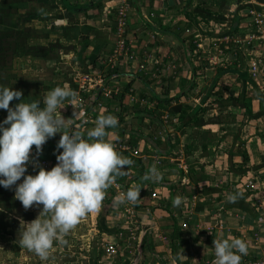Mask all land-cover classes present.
Segmentation results:
<instances>
[{"label":"crops","instance_id":"obj_1","mask_svg":"<svg viewBox=\"0 0 264 264\" xmlns=\"http://www.w3.org/2000/svg\"><path fill=\"white\" fill-rule=\"evenodd\" d=\"M123 1L0 0V84L15 82L9 72H20L19 63L26 74L21 83L33 75L35 84L49 92L67 81L79 98V85L63 74L81 73V61L110 52ZM250 11L264 16V0H132V46L138 57L160 64L148 63L146 71L136 72L122 62L119 77L110 76L104 85L112 96L98 100L105 109L92 114L76 100L71 107L76 112L70 111L74 117L86 112L95 118L123 117L106 130L105 139L113 145L131 141L138 150L117 149L133 164L125 166L88 215L90 264H214L213 241L225 238L247 243L240 264L264 258V35L253 37ZM51 35L56 39L50 42L62 45L53 46L55 56L45 58L36 50L44 53ZM227 44L236 52H224ZM35 89L39 99L40 87ZM156 110L160 119L154 117ZM94 127L87 126L86 136ZM58 154L52 145L40 157L57 162ZM153 165L158 181L144 178ZM255 170L260 188L245 189L248 180L255 182L249 176ZM123 185L141 190L136 220L124 216L123 204H114ZM110 244L117 253L108 252Z\"/></svg>","mask_w":264,"mask_h":264},{"label":"clouds","instance_id":"obj_2","mask_svg":"<svg viewBox=\"0 0 264 264\" xmlns=\"http://www.w3.org/2000/svg\"><path fill=\"white\" fill-rule=\"evenodd\" d=\"M22 96L20 90L0 86V109L7 111L0 122V186L11 189L15 185L14 198L26 210L43 206L36 219L20 220L19 233L21 245L46 260L54 241L67 243L64 237L82 217L99 208L105 190L133 161L105 139L106 130L118 125V118L112 114L98 116L95 127L87 131L88 139L78 131H61L68 127V119L59 110L66 100L76 98L67 81L47 92L42 102L25 103ZM14 99L20 102L10 107ZM57 133L61 134L57 150H63L56 155L57 164L50 170L39 167L36 175H26L33 146L40 154L42 146ZM144 178L158 181L157 167H150ZM140 191L130 188L116 197L114 204L134 203ZM235 199L229 197L230 201ZM173 203L178 206L181 198H175ZM212 248L214 264H240L248 251L247 243L240 238L214 239Z\"/></svg>","mask_w":264,"mask_h":264},{"label":"rangeland","instance_id":"obj_3","mask_svg":"<svg viewBox=\"0 0 264 264\" xmlns=\"http://www.w3.org/2000/svg\"><path fill=\"white\" fill-rule=\"evenodd\" d=\"M86 6V5H84ZM131 6V4H130ZM87 7V6H86ZM78 8H80L78 6ZM130 12V10H129ZM252 16V22L255 24V30L253 32V37H255V35L257 34H263L264 35V16H262L261 14H258V12L256 13V11H250L249 13ZM129 18V16H128ZM256 18L261 19L262 23L258 24L256 22ZM116 22V21H114ZM115 23H113V27L115 26L116 29V25H114ZM49 27V26H47ZM63 33H66V30L63 29ZM133 31V29L130 28V24L128 26V40L131 42L130 38H129V34L130 32ZM66 35V34H63ZM148 39L151 38L149 35L147 36ZM49 41H45L46 43V47H45V52H41L36 50L37 54L43 56V57H53L55 56V54H53L51 52V48L55 45H62V44H58L56 42H50L56 39L55 35H51V37ZM62 38V35L60 36V39ZM65 36L62 38V40L64 42L68 41L66 39H64ZM262 40H264L263 37H261ZM259 39V37H258ZM234 40V39H233ZM232 40V41H233ZM236 42H240V39H236ZM115 42V41H114ZM229 42H231L229 40ZM248 45H252V40H248L246 41ZM69 43V42H68ZM69 45V44H68ZM114 46V43L112 45V48ZM148 46H151L150 44H148ZM42 47V46H41ZM36 48V49H37ZM111 48V49H112ZM236 48V46H235ZM233 47H231L230 45H226V47H223L224 52L225 51H232L233 53L236 52V49ZM149 49V48H148ZM132 54L134 55H139L138 51L136 52V49H134V47L132 46ZM109 55V52H105L104 55H102L101 57L97 56L94 59H91L89 61V58H86L85 60H88L87 62H83L82 66L80 65V67L82 68V72L73 75V73L71 74L72 76H70V72H64L65 74H63V76H65L66 74V79L67 80H71V82L74 83V85H79V89L81 91V85H80V80L77 78V75L80 76H84V74H88V75H94V77L98 78L100 81V85L97 86V88L95 90H92L91 94H86L85 96L82 94V92H80L79 98H75V100L69 99L66 100L62 109H60V113L61 115L65 118L68 119L67 123H68V127L65 129H62L61 131L64 132H69L70 128L74 126H78L79 124H82V126L84 127L85 131L88 125H90L91 123H96L97 118L95 117H91L89 114L84 113L82 116H71V112L75 113L76 111L72 110L71 107H73L75 105V101L78 100V102H80V104L83 102H81L82 99L85 98L86 100V104H87V110L90 111V113H96L95 111H97L98 109H105L104 107H101L103 105H101L102 102L98 103V100L100 101V96H103L104 98H109L112 96L113 91L111 90H103V87L106 83V81L108 80V78L110 76L109 79H114L115 77H119L120 75V69L119 70H115L113 73L109 72L108 67L106 68L105 66H108V63L106 62V57ZM143 57H147L146 55H144ZM95 60V61H94ZM123 61L120 62L121 63H126V59H122ZM146 60V61H144ZM154 60L152 58H144L142 59L141 57H138V61L134 60V61H130L131 64L134 66V68L132 67L133 71L135 70L136 72H142L139 71V66L144 64L146 62V64H151V61ZM98 61L97 63H95V68H94V62ZM137 61V63H136ZM150 61V62H149ZM106 62V63H105ZM129 62V63H130ZM87 63V64H86ZM140 64V65H139ZM89 65V66H87ZM125 65V64H124ZM19 63H16V70H20V72H9L10 75V79H12V77L14 76L15 78V82H11L9 84H0V86H7V87H11L13 90H20L23 93V96L21 99H23V102L25 103H30L33 101H41V96H44L47 94V90L44 89L45 85L44 84H35L37 83L36 79L34 78V76L32 75L31 78L28 81V79H26L28 82L26 83H21L20 81L22 80V76L24 77L26 74H23V70L24 68L21 66L20 68L18 67ZM137 66V68H136ZM131 68H129L127 71H129V73H131ZM80 72V71H79ZM105 72V73H103ZM32 74H34L31 71ZM101 73H103L104 75H100ZM108 73H110L111 75H109ZM28 75V74H27ZM21 77V78H20ZM2 79H6V75L4 77H1ZM75 78V79H74ZM49 80V77H46V79H44L43 81H47ZM6 83V82H5ZM259 83H262V80L259 79ZM38 86L40 87L39 92H40V96H38L39 99L35 98V94L36 90L35 87ZM46 86L51 87V84H48ZM44 89V90H42ZM261 89V88H260ZM42 98V99H43ZM19 100L14 99L13 101L10 102V107L14 106L15 104L19 103ZM41 107H43V104L40 105ZM100 106V107H99ZM81 107V105H80ZM85 107V104H84ZM78 109V108H76ZM84 108H81V110ZM86 110V109H85ZM79 111V109H78ZM77 111V112H78ZM59 114V113H58ZM7 116V111L0 109V122H2ZM100 116V115H99ZM166 116L168 118L169 115L166 114ZM83 120H87V123H83ZM160 122V121H159ZM60 133H57L54 137L50 138L43 146H42V152L40 154H38L37 158L40 160L42 159L40 157L44 156V152H47V150H50L52 148V145H57L56 144V140L59 139ZM125 143V142H124ZM116 145H124V144H119V143H115ZM137 150V148H136ZM56 151L57 148H56ZM117 151V149H116ZM138 151V150H137ZM36 151H35V146H33V150L30 153V163L28 165V169L26 172V175L31 174V175H36L38 173V168L35 167V165L39 160H36L34 158V155ZM59 153V152H58ZM32 157L34 158V160L32 159ZM54 162V161H51ZM258 170H255L254 172H251L249 176H252L251 178H255L254 181L252 182L250 180H248L244 186L245 189H259L260 188V181H259V175L260 172H257ZM261 177H264L262 175H260ZM23 180V177L21 178L20 181L17 182L21 183ZM122 187V186H121ZM123 187L126 189V185H123ZM132 189H135L133 187H131ZM130 189V188H129ZM253 190V189H252ZM13 195V198L15 197V185L12 186L11 189H5L2 186H0V264H90V260H89V250H91V247L93 246V242L88 238V232L90 231V218H89V213L86 214L84 217H82L78 224L69 231V233L64 237V239L67 240L66 244H61L59 242L54 241V245L51 248V250L49 251V256L46 260H42L38 255H36L33 251L28 250L27 248H25L24 246L21 245L20 243V220H24L25 217H28L25 222H31L32 220L36 219L38 217V215L40 214L41 210H42V205H40L39 207H36L35 205L30 207L29 209H25L22 205H20L18 202L14 201L12 199V197L10 195ZM138 201L134 202V204L131 202L126 203L128 204L132 209L134 208V212H135V207L137 205ZM124 207L125 204L123 203ZM42 219L44 218L43 216L41 217ZM131 218L133 220H136L135 216L131 215ZM86 220H87V225H86ZM135 232V231H134ZM137 238V237H136ZM19 239V240H18ZM136 240V239H135ZM134 242V241H133ZM100 246L102 247V242H100ZM130 246V245H129ZM118 248V247H117ZM135 249L134 244L131 245L132 249Z\"/></svg>","mask_w":264,"mask_h":264},{"label":"built area","instance_id":"obj_4","mask_svg":"<svg viewBox=\"0 0 264 264\" xmlns=\"http://www.w3.org/2000/svg\"><path fill=\"white\" fill-rule=\"evenodd\" d=\"M132 0H124L123 3L119 6L117 10V17H116V40L114 42L113 48L110 50L109 55L106 57V62L108 63L109 72L113 73L115 70H117L120 67V62L123 61L122 59H126V63H129L130 61L137 60L138 61V55H133L132 52V43L128 40L127 34H128V26H129V10H130V4ZM256 22L258 24H261L262 21L259 18H256ZM136 61V63H137ZM105 62V63H106ZM150 62V61H149ZM131 63V62H130ZM151 64L154 66L157 64H160L158 60L154 59L151 61ZM140 65V64H139ZM137 68V66H136ZM166 68V67H165ZM168 69H172L173 65L168 64ZM148 69L146 62L139 66V71H146ZM105 73V72H103ZM101 73L100 75H104ZM77 78L80 80L81 85V92L85 96L86 94H91L92 90H95L97 86L100 85V81L98 78L94 77V75H88L84 74V76L77 75ZM103 90L105 88L103 87ZM81 94V95H82ZM80 95V96H81ZM83 101V102H82ZM81 108L83 111L86 109L87 104L85 98L81 100ZM85 104V107H84ZM83 123H87V120H83ZM80 132L83 136V138L88 139L85 133V129L82 126V124H79L78 126H74L70 128L69 133L71 132ZM59 140H57L56 144ZM124 145H114L115 149L124 150V151H132L134 154H137L138 151L133 148L128 142L121 143ZM57 146V145H56ZM57 148V147H56ZM62 149H59L58 152H62ZM35 156V154L33 153ZM57 164V162H51L49 160H39L35 165L36 168L39 169V167H43L46 170H50L52 167H54ZM127 189H125L123 186L118 188V195H121L122 193L126 192ZM129 203V202H126ZM125 204L124 210L126 218H131V215L134 216V208L132 209L128 204ZM133 202H131L132 205ZM134 204V203H133ZM133 206V205H132ZM135 238V237H134ZM108 252L111 254L117 253V248L114 244H110L108 246ZM247 264H264V258L258 259L255 261H251Z\"/></svg>","mask_w":264,"mask_h":264},{"label":"trees","instance_id":"obj_5","mask_svg":"<svg viewBox=\"0 0 264 264\" xmlns=\"http://www.w3.org/2000/svg\"><path fill=\"white\" fill-rule=\"evenodd\" d=\"M226 90H229V88H226ZM157 102H158V103H162V102H163V103H170V101H168V100H164V101L158 100ZM126 111H127V110H126ZM133 111H134V112H140V113L142 112L141 110H138V109H136V110L134 109ZM160 116H161V114H160V113L158 114V112H157V110H156V111L154 112V117L160 119ZM121 120H123V117H121L120 120H119L118 122H121ZM118 124H119V123H118ZM129 144H131L132 146H134L133 143H132L131 141L129 142Z\"/></svg>","mask_w":264,"mask_h":264}]
</instances>
